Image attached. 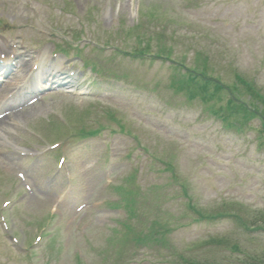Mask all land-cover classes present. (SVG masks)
<instances>
[{
	"label": "rangeland",
	"instance_id": "obj_1",
	"mask_svg": "<svg viewBox=\"0 0 264 264\" xmlns=\"http://www.w3.org/2000/svg\"><path fill=\"white\" fill-rule=\"evenodd\" d=\"M149 4L160 5L153 10L160 20L183 22L165 29L156 23L145 26L149 34L177 33L175 52L187 53L179 60L193 66L201 52L225 83H234L239 73L264 97V0H0V45L6 48L0 47V58L9 55L12 63L30 67L24 75L15 71L2 81L0 99L17 89L22 78L41 74L35 66L45 54L78 78V86L48 89L35 103L3 114L0 264H176L172 252L214 261L228 259L235 244L250 253L264 250L263 232L247 233L235 223L236 216L250 228L264 220L260 121H249L241 131L226 128L201 103H190L174 91L169 63H141L111 50L102 59L88 46L106 40L108 32L137 25ZM117 43L121 45L120 37ZM151 53H157L156 46ZM89 60L107 67L114 78L99 77ZM103 109L120 115L126 130L112 132L118 131L117 123ZM86 113L88 128H106L98 137L82 140L72 132L82 128ZM63 117L73 122H64L57 132H65L61 143L67 159L57 167L49 146L58 139L49 129L51 133L54 119ZM48 134L51 141L44 138ZM166 162L175 168L176 184ZM18 175L31 193L21 188ZM179 183L207 214L227 207L233 218L195 221L188 200L178 195ZM119 185L140 193L134 218L120 205ZM4 202L10 205L3 207ZM122 223L145 233L148 246L129 254V244L118 255L110 239L121 237ZM162 228L171 230L156 234ZM164 237L167 244L158 243Z\"/></svg>",
	"mask_w": 264,
	"mask_h": 264
},
{
	"label": "trees",
	"instance_id": "obj_2",
	"mask_svg": "<svg viewBox=\"0 0 264 264\" xmlns=\"http://www.w3.org/2000/svg\"><path fill=\"white\" fill-rule=\"evenodd\" d=\"M139 37V36H138ZM146 49L138 51L141 56L145 55ZM165 53L170 52L171 50L167 47L163 48ZM201 78H198V77ZM238 82L234 84H225L221 80L214 78L208 74V71L205 67L198 68L195 67L193 70H190L187 77L180 81L182 86L191 87L194 91L199 92L194 93L193 98H197L196 96L201 97L205 102H212L218 95L217 98L221 97V95L232 97L228 100L227 108L225 109L226 115H221V119L224 122H230V116L239 115L243 117V120L249 121L252 118H258L261 122L263 134H264V97L259 94L255 86L240 76L236 77ZM239 83L242 88V92L239 88ZM247 94L250 99L249 103L246 104L244 102H240V96ZM192 97V96H191ZM260 101V102H259ZM214 112L213 106L210 108ZM232 126V125H231ZM129 195L132 194L131 191L128 192ZM222 214H229L228 211L219 212L218 216ZM240 227L245 231H257L264 233V220L263 222H256L252 228H250L242 217L237 219ZM209 239H214V237H210ZM208 239V240H209ZM138 242H141V238L137 239ZM240 248L235 244L229 247L231 256L221 260L208 261L207 259H197V258H183V255H179L181 258L182 264H264V252L261 253H250L247 251H241ZM237 253V254H235ZM236 256V261L232 260V257Z\"/></svg>",
	"mask_w": 264,
	"mask_h": 264
},
{
	"label": "bare ground",
	"instance_id": "obj_3",
	"mask_svg": "<svg viewBox=\"0 0 264 264\" xmlns=\"http://www.w3.org/2000/svg\"><path fill=\"white\" fill-rule=\"evenodd\" d=\"M0 47L1 48H4V49H6L4 46H2V45H0ZM7 57H8V55H6ZM45 56H47L46 54L45 55H43V56H41V58H42V60H43V58L45 57ZM9 58V57H8ZM10 59V58H9ZM47 60L48 61H50V58H49V56H47ZM16 65V64H15ZM6 66H8V67H6ZM57 66H59V64L58 63H56V64H50V65H47V63L45 64V66H44V68L45 67H47V69H46V73L45 74H48V75H52L53 73H55L54 72V67L57 69ZM1 68V67H0ZM30 69V67L27 65V64H25V63H23V64H20L19 63V65L18 66H14V67H11V65L10 64H6L5 66H3V68L0 70V79L1 80H5V79H10L13 75H16V74H13L15 71H17L18 72V75H24L25 73H27L28 72V70ZM13 71V72H12ZM10 72H12L11 74H9V75H6L7 73H10ZM17 72H15V73H17ZM3 73H6V74H4V77H1L2 75H3ZM2 83V81H0V84ZM8 85V84H7ZM1 86V85H0ZM33 88V87H32ZM4 91V90H3ZM3 91H0V93H2ZM33 91V90H32ZM3 96H5V94L3 95ZM28 102H30V101H24L23 102V104L22 105H24L25 103H28ZM12 109H14V107H12V106H9V107H5L4 109H2V111H4V112H7V111H9V110H12ZM4 120L3 119H0V126H2L3 124H4Z\"/></svg>",
	"mask_w": 264,
	"mask_h": 264
}]
</instances>
